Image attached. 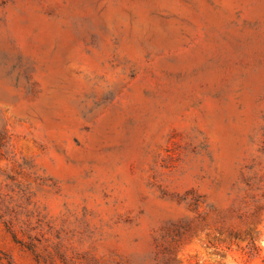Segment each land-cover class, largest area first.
<instances>
[{"label": "rangeland", "instance_id": "rangeland-1", "mask_svg": "<svg viewBox=\"0 0 264 264\" xmlns=\"http://www.w3.org/2000/svg\"><path fill=\"white\" fill-rule=\"evenodd\" d=\"M0 264H264V0H0Z\"/></svg>", "mask_w": 264, "mask_h": 264}]
</instances>
